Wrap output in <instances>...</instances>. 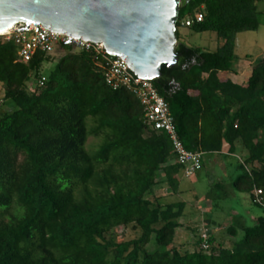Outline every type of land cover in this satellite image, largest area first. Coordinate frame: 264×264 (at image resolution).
<instances>
[{"label":"trees","instance_id":"trees-1","mask_svg":"<svg viewBox=\"0 0 264 264\" xmlns=\"http://www.w3.org/2000/svg\"><path fill=\"white\" fill-rule=\"evenodd\" d=\"M259 1L195 0L205 16L190 28L216 33L214 51L180 42V8L178 62L153 81L187 149L236 155L234 187L252 202L264 193V56L242 83L222 74L235 72L237 34L258 30ZM18 51L0 36V264H264V213L229 225V247L211 234L207 251L201 236L192 250L175 244L186 203L157 193L163 182L178 192L172 144L131 91L106 83L92 52L62 46L23 62ZM45 61H56L48 74ZM90 136L101 138L96 153ZM119 227L137 235L117 241Z\"/></svg>","mask_w":264,"mask_h":264},{"label":"water","instance_id":"water-1","mask_svg":"<svg viewBox=\"0 0 264 264\" xmlns=\"http://www.w3.org/2000/svg\"><path fill=\"white\" fill-rule=\"evenodd\" d=\"M182 0H0V32L40 22L53 32L101 42L140 77L156 80L178 62ZM34 28V27H33ZM18 31V30H16Z\"/></svg>","mask_w":264,"mask_h":264},{"label":"rangeland","instance_id":"rangeland-1","mask_svg":"<svg viewBox=\"0 0 264 264\" xmlns=\"http://www.w3.org/2000/svg\"><path fill=\"white\" fill-rule=\"evenodd\" d=\"M260 15V25L258 30H248L237 34L236 37V61L237 72L240 76V81H246L247 75L251 70L252 62H256L259 58L264 56V0H260L258 3ZM195 14V0H184L181 4V16L182 18H193ZM180 42L193 47H200L206 50H216L218 46L217 35L214 32H197L194 28L179 27ZM60 53L56 52V56ZM241 60V62H239ZM56 61H45L41 72L48 74L55 68ZM234 77L235 74H231ZM227 77V74H222V78ZM5 90V84L0 82V99L3 98ZM10 101L4 102L3 107L6 110H12L13 105L9 104ZM11 103V102H10ZM89 127L93 126V120H89ZM101 138H95L90 136L87 140V150L91 153H96L100 149ZM225 152L228 151V145L224 146ZM242 148L239 146L238 155L243 157ZM203 168L193 178L180 177L182 186L186 189L184 195L178 196L174 194L171 189L168 191H158L157 193L162 196V193L166 196L162 198L164 202H173L177 200H189V202L196 203L197 206L202 204V212L209 211L211 202L213 210L211 213L203 214L196 213L188 217V219H199L202 217L211 220L209 224L210 230L216 234V240L221 242L224 246L232 245V237L228 234L227 229L216 230V224L214 222L227 221L228 224L236 225L243 222L247 226L254 225L250 216L246 214L247 209H251L258 214H263V210L254 205L250 199L249 193H242L236 190L234 187V179L241 173L240 170L235 168L237 157L236 155L223 156L219 154H205L203 155ZM220 184L219 187H216ZM171 191V192H170ZM169 192V193H168ZM196 196H203V199L199 201ZM208 196V199L204 197ZM200 202V203H199ZM207 209V210H206ZM194 213V212H191ZM196 231L191 232L190 229H178L175 237V244L180 247L181 250L194 249L197 238L204 232ZM209 233V232H208ZM136 231L131 227H119L115 229L114 236L117 241H124L134 238Z\"/></svg>","mask_w":264,"mask_h":264},{"label":"built area","instance_id":"built-area-1","mask_svg":"<svg viewBox=\"0 0 264 264\" xmlns=\"http://www.w3.org/2000/svg\"><path fill=\"white\" fill-rule=\"evenodd\" d=\"M203 10L193 18L182 19L181 27H191L203 21ZM17 23L0 34L7 41H14L18 46L19 58L23 62L30 61L37 52L54 53L62 46L90 51L94 54L96 64L103 70L106 83L113 89L126 88L140 101L143 109L144 123L151 130L164 132L171 144L175 156L174 163L181 166L185 178H193L203 168V153L187 149L181 139L170 106L158 92L152 80L140 78L130 66L117 55H111L101 42L84 40L62 32H53L37 22ZM34 27V28H33ZM18 30V31H16ZM45 77L41 79V84ZM263 190L255 188L253 202L264 208ZM201 248L209 250V233L205 230L201 235Z\"/></svg>","mask_w":264,"mask_h":264},{"label":"crops","instance_id":"crops-1","mask_svg":"<svg viewBox=\"0 0 264 264\" xmlns=\"http://www.w3.org/2000/svg\"><path fill=\"white\" fill-rule=\"evenodd\" d=\"M260 59V58H259ZM239 62H241V60L239 61ZM257 62V61H256ZM255 62H252V65H251V68H252V66H253V64H254ZM251 71V70H250ZM250 73V72H249ZM249 73H248V75H249ZM232 73H229V74H227V77L228 78H231L234 82H237V83H242V82H244V80H241L240 81V76H239V74H238V72H237V66H236V69H235V72L233 73V74H235L234 75V77H231L232 75H231ZM248 75H247V77H248ZM225 148V147H224ZM223 148V153H227V152H225V149ZM204 166V165H203ZM180 177H184V175H183V173H182V170H181V173H180ZM168 189H171L172 190V192L174 193V194H177L178 196H183L184 195V191L186 190L183 186H182V181H181V179H179V182H178V192H174L173 191V189L171 188V186H170V184L168 183V182H163L159 187H158V189H157V192L158 191H168ZM171 192V191H170ZM169 193V192H168ZM166 196H169V195H165L164 193H162V197L163 198H165ZM196 199H198L199 198V201L201 200V199H203V196H196L195 197ZM204 199H208V200H210L209 198H208V196H206V197H204ZM250 199L252 200V198H251V196H250ZM177 201H183V202H185L186 203V207H185V214H184V216L180 219V222L182 223V226L181 227H179L178 229H183V228H185V229H190V231L191 232H193V233H195L196 231H198V232H200V231H205V230H207L208 232H209V234H211V235H213L214 237H216V234H214L211 230H210V228H209V224H210V222H211V220L210 219H208V218H204V217H202V219L201 220H199V219H188V217L189 216H191L192 217V215L191 214H193V215H196V213H197V215H198V213H203V214H208V213H211L212 212V210H213V205H212V201L210 200V202H211V207H210V209H208L209 211H203L202 212V204H199V206H197L196 205V203H192V202H189V200H186V199H183V200H177ZM173 202H176V201H173ZM201 202V201H200ZM199 202V203H200ZM207 210V209H206ZM191 212H194V213H191ZM246 212V214H248L249 216H250V218H251V220L254 222V224L256 223V221H257V219H258V217L260 216V214H258V213H256L255 211H252L251 209H247V211H245ZM213 223L214 224H216V230H219V229H221V230H224V229H227V227L230 225V224H228L227 223V221H223V222H214L213 221ZM177 229V230H178ZM197 232V233H198Z\"/></svg>","mask_w":264,"mask_h":264},{"label":"bare ground","instance_id":"bare-ground-1","mask_svg":"<svg viewBox=\"0 0 264 264\" xmlns=\"http://www.w3.org/2000/svg\"><path fill=\"white\" fill-rule=\"evenodd\" d=\"M6 30H7V29H6ZM6 30L1 31L0 34L4 33Z\"/></svg>","mask_w":264,"mask_h":264},{"label":"flooded vegetation","instance_id":"flooded-vegetation-1","mask_svg":"<svg viewBox=\"0 0 264 264\" xmlns=\"http://www.w3.org/2000/svg\"><path fill=\"white\" fill-rule=\"evenodd\" d=\"M182 1H184V0H182Z\"/></svg>","mask_w":264,"mask_h":264}]
</instances>
